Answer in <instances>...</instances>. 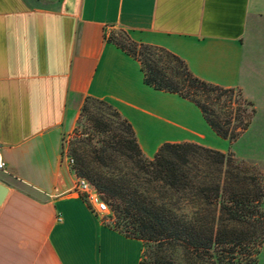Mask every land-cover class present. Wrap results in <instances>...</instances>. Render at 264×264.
<instances>
[{
    "label": "crops",
    "instance_id": "crops-1",
    "mask_svg": "<svg viewBox=\"0 0 264 264\" xmlns=\"http://www.w3.org/2000/svg\"><path fill=\"white\" fill-rule=\"evenodd\" d=\"M113 30L264 114V0H0V264L139 263L144 243L92 212L60 162L86 98L114 108L147 159L164 143L233 154L191 102L143 84Z\"/></svg>",
    "mask_w": 264,
    "mask_h": 264
},
{
    "label": "trees",
    "instance_id": "trees-1",
    "mask_svg": "<svg viewBox=\"0 0 264 264\" xmlns=\"http://www.w3.org/2000/svg\"><path fill=\"white\" fill-rule=\"evenodd\" d=\"M120 33L108 41L139 63L144 85L191 102L229 143L248 128L255 110L239 90L205 83L175 55ZM83 114L91 132L72 151V170L116 214L114 230L152 245L138 264H256L264 242V178L256 170L192 143H164L147 159L109 104L86 98Z\"/></svg>",
    "mask_w": 264,
    "mask_h": 264
},
{
    "label": "rangeland",
    "instance_id": "rangeland-1",
    "mask_svg": "<svg viewBox=\"0 0 264 264\" xmlns=\"http://www.w3.org/2000/svg\"><path fill=\"white\" fill-rule=\"evenodd\" d=\"M110 36H115V38L119 39L122 35L120 30H113L108 34L107 39ZM88 108L91 112L95 110V106L91 104L88 105ZM101 114L104 119L112 120L111 117L105 114V111L102 110ZM263 124L264 114L260 111L255 112L247 130L231 144V152H233L234 155L232 153L231 154L237 161H242L245 164H248L264 178V130L260 128L263 127ZM90 132L91 123L89 122L87 116L85 114H78L73 128L68 132L62 133L60 137V149H63L66 155L72 159V151L78 146H82L85 138H87ZM96 137L97 136L95 135L94 138ZM238 158H241L242 160ZM107 206L109 209L108 213L100 216V219L113 226L117 221L116 214L110 210L108 204ZM262 209L264 210V200L262 202ZM150 248H152L151 244H144L141 260L144 259V252ZM256 264H264V242L257 256Z\"/></svg>",
    "mask_w": 264,
    "mask_h": 264
},
{
    "label": "built area",
    "instance_id": "built-area-1",
    "mask_svg": "<svg viewBox=\"0 0 264 264\" xmlns=\"http://www.w3.org/2000/svg\"><path fill=\"white\" fill-rule=\"evenodd\" d=\"M60 162L63 163L72 172V159L66 155L65 151L60 149ZM4 170V164L0 156V171ZM71 191L81 198L90 210L96 214L106 215L109 211L107 203L95 192V190L83 179L75 177Z\"/></svg>",
    "mask_w": 264,
    "mask_h": 264
},
{
    "label": "water",
    "instance_id": "water-1",
    "mask_svg": "<svg viewBox=\"0 0 264 264\" xmlns=\"http://www.w3.org/2000/svg\"><path fill=\"white\" fill-rule=\"evenodd\" d=\"M3 194H4V190L2 187H0V199L2 198Z\"/></svg>",
    "mask_w": 264,
    "mask_h": 264
}]
</instances>
